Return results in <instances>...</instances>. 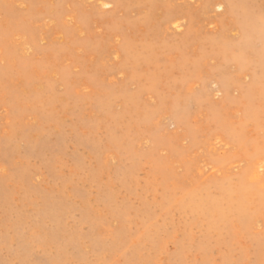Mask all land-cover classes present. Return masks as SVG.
<instances>
[{"label":"rangeland","instance_id":"obj_1","mask_svg":"<svg viewBox=\"0 0 264 264\" xmlns=\"http://www.w3.org/2000/svg\"><path fill=\"white\" fill-rule=\"evenodd\" d=\"M0 264H264V0H0Z\"/></svg>","mask_w":264,"mask_h":264},{"label":"bare ground","instance_id":"obj_2","mask_svg":"<svg viewBox=\"0 0 264 264\" xmlns=\"http://www.w3.org/2000/svg\"><path fill=\"white\" fill-rule=\"evenodd\" d=\"M176 20H177V19H176ZM176 20H175V21H176ZM175 21L173 22L174 24H175ZM177 22H178V21H177ZM176 27H177V28H180L181 26H180V25H178V26L176 25ZM261 171H263V170H261ZM258 172H259V171H258ZM259 176H260V175H259ZM252 178H253V177H252ZM231 196H232V195H231Z\"/></svg>","mask_w":264,"mask_h":264}]
</instances>
